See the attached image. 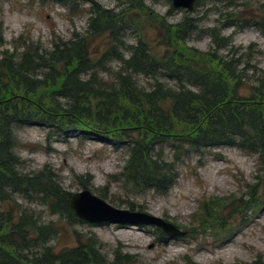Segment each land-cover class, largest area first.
Masks as SVG:
<instances>
[{"label":"trees","instance_id":"1","mask_svg":"<svg viewBox=\"0 0 264 264\" xmlns=\"http://www.w3.org/2000/svg\"><path fill=\"white\" fill-rule=\"evenodd\" d=\"M42 1L71 9L85 0ZM224 1L226 7L234 3ZM128 2L136 7L132 0ZM90 5L85 35L57 40L50 50L23 45L21 52L0 53V205L6 206L0 210V264H133L120 250L109 263L92 234L73 232V248L57 251L52 246L59 237L54 223H43L18 199L46 209L66 226L83 222L74 217L69 208L71 194L52 171L44 168L32 175L19 171L12 134L15 127H44L50 137L80 136L124 150L127 159L115 183L133 195L166 196L177 180L176 164L183 157V146L194 152L235 148L255 156L264 170V72L251 96L240 97L241 76L236 70L240 59L217 57L224 47L219 31H207L214 52L201 53L185 44L197 31L196 20L186 16L169 25L150 14L162 32L159 45L155 49L139 40L128 46L125 34L136 29L135 17L115 15L94 2ZM104 38L103 50L92 53ZM159 50L164 51L160 54ZM112 61L120 69L107 78L104 75ZM135 77L149 80V88L140 87ZM163 145L173 151L170 161L157 151ZM99 198L105 200L103 195ZM239 203L243 208L247 205ZM260 207L251 196L245 209ZM209 218H200L201 234L212 222ZM215 222L224 231V225ZM158 232V244H165L168 238Z\"/></svg>","mask_w":264,"mask_h":264},{"label":"rangeland","instance_id":"2","mask_svg":"<svg viewBox=\"0 0 264 264\" xmlns=\"http://www.w3.org/2000/svg\"><path fill=\"white\" fill-rule=\"evenodd\" d=\"M91 2L115 15L135 17L136 29L130 28L125 34L128 46L136 45L139 40L155 49L159 45L162 32L158 21L150 14L165 19L169 25L178 24L186 16L196 20L197 31L185 44L201 53L214 52L207 31H219L224 47L218 50L217 57L224 61L240 59L236 67L241 76L240 97L249 98L262 77L264 0H234L228 7L224 0H199L191 14L174 9L171 0H132L136 7L128 0H85L77 1L71 6L72 10L42 0H0V53H12L14 49L21 52L23 45H41L50 50L57 40L65 42L73 36L85 35L92 12ZM119 4L125 5L119 7ZM139 5L142 8H138ZM105 44L104 38L94 46L92 53L103 50ZM107 68L108 74L104 76L109 78L120 65L112 61ZM135 79L140 87L149 88V80ZM169 85L174 87V84ZM12 134L14 155L21 163L22 174L32 175L47 168L71 195L82 192L87 185V191L98 198L103 195V200L115 209L149 214L187 234L184 238L158 244L159 232L152 227L85 223L69 227L50 217L46 209L35 203L28 206L29 202L18 199L43 223H54L59 237L52 246L57 251L75 247L72 234L77 232L96 236L101 254L109 263L115 251L120 250L133 264H253L258 261L264 264V170L255 156L229 147L194 152L183 146V157L176 164L177 180L166 196L153 192L133 195L121 183H115L127 159L124 150L116 151L108 144L80 136L66 140L50 137V130L38 126L15 127ZM157 151L162 152L166 160L172 159L173 151L169 146H158ZM251 196L261 204L256 211H246ZM239 202L246 203V209ZM1 209L6 206L0 205ZM208 215L212 222L201 234L199 220ZM215 220L224 225V231L217 229Z\"/></svg>","mask_w":264,"mask_h":264},{"label":"water","instance_id":"3","mask_svg":"<svg viewBox=\"0 0 264 264\" xmlns=\"http://www.w3.org/2000/svg\"><path fill=\"white\" fill-rule=\"evenodd\" d=\"M197 1L171 0V5L176 10L191 14ZM69 208L77 220L91 226L152 227L168 239L184 238L187 235L173 224L149 214L115 209L87 190L72 194Z\"/></svg>","mask_w":264,"mask_h":264}]
</instances>
